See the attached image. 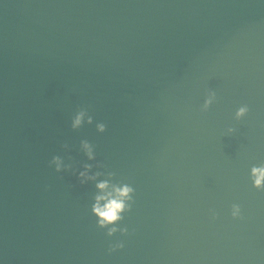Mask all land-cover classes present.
Listing matches in <instances>:
<instances>
[{
    "label": "water",
    "instance_id": "95a60500",
    "mask_svg": "<svg viewBox=\"0 0 264 264\" xmlns=\"http://www.w3.org/2000/svg\"><path fill=\"white\" fill-rule=\"evenodd\" d=\"M260 168L264 0H0L2 264H264Z\"/></svg>",
    "mask_w": 264,
    "mask_h": 264
},
{
    "label": "clouds",
    "instance_id": "9594fccd",
    "mask_svg": "<svg viewBox=\"0 0 264 264\" xmlns=\"http://www.w3.org/2000/svg\"><path fill=\"white\" fill-rule=\"evenodd\" d=\"M245 109L241 108L238 110L237 115H242ZM83 117V113H78L73 120V127L80 125ZM98 130L103 131V125H98ZM89 159H92V151L88 144L83 145ZM53 162L56 164L57 170L60 168L59 158H53ZM90 165H85V171L80 173V177L83 180L95 179V176H89L88 170ZM96 175H99L97 173ZM253 175L255 177L254 184L260 187L262 181H264V168L253 169ZM96 187L103 193L96 197V203L93 205V214L97 216V223L100 227H106L107 225L113 224L121 218V213L125 210V201L131 199V192L133 191L128 185H109L108 181L99 182ZM110 188V190H108ZM104 203L101 204L100 202ZM115 228L109 229V235L115 232ZM2 264V262H0Z\"/></svg>",
    "mask_w": 264,
    "mask_h": 264
}]
</instances>
